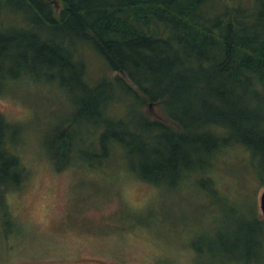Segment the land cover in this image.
<instances>
[{
	"label": "trees",
	"instance_id": "16d2710c",
	"mask_svg": "<svg viewBox=\"0 0 264 264\" xmlns=\"http://www.w3.org/2000/svg\"><path fill=\"white\" fill-rule=\"evenodd\" d=\"M17 1L5 11L9 2L0 0V92L22 78L56 84L55 70L75 69L72 81L59 85L82 96L46 142L50 162L85 159L95 168L119 158L142 182L173 177L178 185L208 175L224 149L237 147L264 186V0ZM85 49L123 76L91 85ZM145 104L159 106L161 118L144 114ZM20 128L0 113V233L6 235L17 230L6 193L27 175L15 150ZM225 204L246 225L244 240L259 236L263 258L264 219ZM207 257L203 264H215Z\"/></svg>",
	"mask_w": 264,
	"mask_h": 264
},
{
	"label": "rangeland",
	"instance_id": "374dc122",
	"mask_svg": "<svg viewBox=\"0 0 264 264\" xmlns=\"http://www.w3.org/2000/svg\"><path fill=\"white\" fill-rule=\"evenodd\" d=\"M8 2L5 11L19 6L17 0ZM51 7L55 14L61 10L55 1ZM22 15L26 21L27 13ZM83 52L91 85L123 76L91 50ZM75 71L55 70L56 84L50 85L42 76L39 82L22 78L0 92V113L21 127L15 150L27 173L21 187L5 196L17 230L0 233V264H203L207 255L215 264L219 258L220 264H233V258L264 264L259 236L244 240L246 225L234 214L238 210L225 204L244 206L264 219V186L248 170V155L240 148L224 149L208 175L178 185L173 177L156 185L142 182L119 158L95 168L85 159L65 166L50 162L46 142L82 97L69 96L59 85L72 81ZM142 112L162 116L156 105L145 104Z\"/></svg>",
	"mask_w": 264,
	"mask_h": 264
},
{
	"label": "water",
	"instance_id": "95a60500",
	"mask_svg": "<svg viewBox=\"0 0 264 264\" xmlns=\"http://www.w3.org/2000/svg\"><path fill=\"white\" fill-rule=\"evenodd\" d=\"M260 210L264 216V191L260 195Z\"/></svg>",
	"mask_w": 264,
	"mask_h": 264
}]
</instances>
